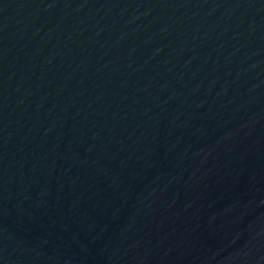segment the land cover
Instances as JSON below:
<instances>
[{
    "label": "water",
    "instance_id": "obj_1",
    "mask_svg": "<svg viewBox=\"0 0 264 264\" xmlns=\"http://www.w3.org/2000/svg\"><path fill=\"white\" fill-rule=\"evenodd\" d=\"M0 264H264V0H0Z\"/></svg>",
    "mask_w": 264,
    "mask_h": 264
}]
</instances>
